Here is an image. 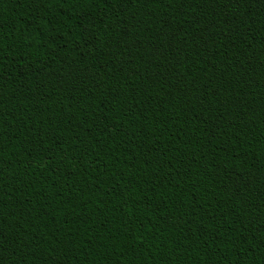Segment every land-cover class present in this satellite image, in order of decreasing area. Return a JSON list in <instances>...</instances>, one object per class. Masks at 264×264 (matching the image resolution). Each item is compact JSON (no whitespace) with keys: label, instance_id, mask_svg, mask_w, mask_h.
Wrapping results in <instances>:
<instances>
[{"label":"trees","instance_id":"obj_1","mask_svg":"<svg viewBox=\"0 0 264 264\" xmlns=\"http://www.w3.org/2000/svg\"><path fill=\"white\" fill-rule=\"evenodd\" d=\"M0 264H264V0H0Z\"/></svg>","mask_w":264,"mask_h":264}]
</instances>
